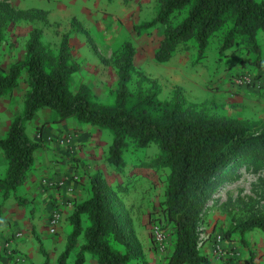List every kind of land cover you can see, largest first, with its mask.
Returning a JSON list of instances; mask_svg holds the SVG:
<instances>
[{
  "label": "trees",
  "instance_id": "obj_1",
  "mask_svg": "<svg viewBox=\"0 0 264 264\" xmlns=\"http://www.w3.org/2000/svg\"><path fill=\"white\" fill-rule=\"evenodd\" d=\"M10 1L0 0V44L10 23L35 21L45 13L40 9L16 10ZM227 23L231 27L221 50L232 47L240 36L246 53L255 55L252 70L259 75L263 58L257 35L264 30V0H160L156 16L143 27L164 26L154 60L166 62L180 44L192 43L198 58L203 57L210 38ZM68 37L63 35L54 46L44 44L41 30L34 28L24 58L0 72V96L18 86L22 72L27 76L22 111L0 138V150L7 160L5 174L0 178L2 198L14 197L20 205L29 202L17 191L35 163V151L43 144L28 136L25 125L38 110L49 109L56 113V123L73 119L110 130L112 142L106 161L117 171L124 168L123 154L130 145L146 148L154 144L158 148L155 164L169 169L160 203L161 221L172 227V248L165 264H209L208 257L199 250L201 213L219 187L224 170L233 162H264V121L254 125L245 120L208 116L180 98L160 100L156 81L136 72L135 48L129 41L113 51L118 84L111 92L112 101H100L85 85L73 91L70 79L80 64L70 54ZM135 75L140 79L135 80ZM89 183V196L75 203L68 217L71 230L57 263L67 264L74 254L73 264H84L85 253H90L98 264H130L137 252L117 209L116 188H122L109 185L99 174L91 176ZM262 201L261 211L237 219L225 237L237 233L242 238L253 229L264 232V197ZM81 236L83 243L77 246ZM40 252L46 257L42 245ZM246 264L264 262H256L250 255Z\"/></svg>",
  "mask_w": 264,
  "mask_h": 264
},
{
  "label": "rangeland",
  "instance_id": "obj_2",
  "mask_svg": "<svg viewBox=\"0 0 264 264\" xmlns=\"http://www.w3.org/2000/svg\"><path fill=\"white\" fill-rule=\"evenodd\" d=\"M159 1L11 0V6L16 10L40 9L45 13L41 19L17 21L6 27L0 44V72L8 70L13 62L24 58L26 44L34 28L41 30L44 44L53 46L61 41L63 35L68 34L72 58L75 57L78 60L84 53H92L91 56L100 58L99 62L103 65L102 68L110 72L106 85L100 83L101 86L99 84L88 86L81 83V79H78L74 74L70 79L72 90L77 91L82 85H85L100 101L110 102L112 101L111 92L117 88L118 84L117 70L112 64L113 51L117 50L121 43L129 41L135 48L133 65L136 72L156 81L160 100L167 101L176 97L191 104L198 113L213 117L245 120L254 125L261 124L264 121V102L260 100L259 96L253 100L250 99V102L239 98L235 93L239 89L231 84L232 74L243 72L245 70L243 64H252L255 55L246 53L245 43L240 36L232 47L221 50L223 38L231 27L230 23L221 27L210 38L203 57L198 58L197 49L191 45L192 43H188L187 45L180 44L168 61L157 62L154 60V53L159 47L164 26L156 25L152 28H144L143 24L156 16ZM257 42L261 47L264 64V30L258 33ZM237 67L241 69L237 70ZM26 77V73L22 72L18 86L8 95L0 96V109H4L6 115L8 112L13 115V119L22 111L23 98L27 91ZM139 79L140 77L135 75V80ZM227 83L230 90L235 91L228 93ZM56 116V113L49 109H40L31 121L37 123L41 121V124L45 125L49 121L56 122ZM66 121L72 125L68 133L64 137L58 138L59 140L49 137L46 141L64 147L67 154L55 153L53 149L50 152V147H46V149L49 150L48 154L55 161H59V158L62 161L69 160L74 168L73 174L76 176H66L55 180L46 175L40 178V184L47 192L49 190L55 192L66 185L65 190H68L69 199L67 198L65 201L73 207L75 203H78L74 202L75 199L72 197L74 184L80 183V189L87 191L81 200L83 201L90 194L89 181L95 174L101 175L111 186H120L122 189L118 191L116 188L117 193L115 194L117 209L122 215L137 252L130 264H134L132 262L142 254V236L145 231L156 250L167 254V260L172 248V227L164 225L161 221L163 217L160 212V203L164 200V189L169 169L159 168V165L155 164L158 148L154 144L146 148L130 145L123 154L125 166L121 171H117L106 161L108 146L112 142L110 130L80 124L73 119ZM26 124L30 126L32 123L28 121ZM2 126L3 123H0V129ZM30 131L28 130V132ZM35 131L32 139L42 141L41 129ZM78 136L80 139L72 144V139L78 138ZM75 149L78 150L77 153H75ZM40 152L39 150V154ZM80 152H84L86 157H89L91 152L95 153L97 157L94 160L102 166L98 167L96 171L93 169L91 171L90 164L86 163L87 159L80 163ZM36 161H39L40 168L45 167L42 160L37 159ZM78 170H81L82 173ZM86 171L91 174L88 175L89 173ZM80 173L86 176L84 183L78 180L82 179ZM86 183L89 186L87 188L84 187ZM263 197L264 162L252 159H240L233 162L224 170L219 187L201 213L199 250L206 244H210L211 253L217 259L223 260V264H246L250 255L256 262L263 263L264 232L253 229L247 232L242 237L243 239L237 233L225 237V232L236 223L237 219L246 218L253 212L261 211ZM54 214H57L56 230L60 229V232L66 233L64 236L65 246L71 230L68 221L70 214L66 221L64 220L62 227H59L63 219L61 212L54 208L47 215L46 225L41 231L34 225L31 226L33 237L37 242V237H39V252L40 245L46 252V257L40 252L42 264L45 263V258H47L45 264H48L49 260L53 261L52 257H49L52 251L48 253L47 249L57 243L60 238L58 232L54 234L49 230V224ZM83 222L84 225L87 224L84 217ZM156 225L167 235L166 242L161 247L156 246L153 241L152 229ZM218 235L222 238L219 243L220 248L216 247ZM78 244L79 240L77 246H79ZM115 247L122 249L121 245ZM2 252L10 253V255L15 253L13 249H7V247H4L3 250L0 249V254ZM73 259L74 256L71 254L68 264H72Z\"/></svg>",
  "mask_w": 264,
  "mask_h": 264
},
{
  "label": "crops",
  "instance_id": "obj_3",
  "mask_svg": "<svg viewBox=\"0 0 264 264\" xmlns=\"http://www.w3.org/2000/svg\"><path fill=\"white\" fill-rule=\"evenodd\" d=\"M91 55L92 53L86 52L78 60L77 58L73 57L74 61L80 64V69L75 76L78 79H81V83H85L88 86L94 84H99V86H101L100 83L105 84L106 81L109 80L110 72L102 68L103 65L99 62L100 58L98 56L96 57ZM243 67L245 69H254L253 64L245 63L243 64ZM237 68V70L241 69L240 67ZM227 85L228 93L231 91H235L233 89L230 90L228 83ZM235 93L238 94L239 98L248 100L249 102L250 99L253 100V98H257L258 96L261 98L260 100L264 102V91L249 88H240L239 90H236ZM0 111H2L0 112V123H3L2 129H0V138H3L13 121V115H10L8 112V115L10 117L9 119L4 109H0ZM30 122L32 123L30 126H27V124L25 126L26 133L30 138H33L32 135L36 132V129H41L43 147L39 148L37 150L38 152L36 151L35 161L37 159L42 160L45 164V167L40 168L38 164L39 161H36V164H34L32 167V171L28 172L24 183L18 190V195L28 199V203L20 205L14 197H9L4 200L2 198V193L0 192V249L3 250L4 247H7V249H13L15 251L14 254L10 255V253H7L8 251L5 249L7 252L5 254L2 252L0 257V264H42L43 261L40 260L42 255L39 252L38 242L33 237L34 235L32 233L31 226L34 225L36 229H39V231H41L46 225L45 219H47V215L54 208L55 210H59L61 212V217L63 220L61 221L59 227H62L64 220L66 221L67 216L73 210V206H69V204L66 202V199L69 197V194L67 192L68 190H65L66 185H63L55 192L54 190H49L47 192L46 189L43 188V186L40 184V178L46 175L52 177L55 180L62 179L66 176L68 177L75 175L73 174L74 168L71 166V162L69 160L62 161L59 158V161H55L53 160V158H51V155L48 154L49 150L46 149V147H50V152H52L53 149L55 153H59L62 155L67 154L64 147H61L59 144L54 142H47L46 139H48L49 137L55 139L64 137L68 133V130L72 127V125L70 123L68 124L67 121L62 123L49 121L45 125L41 124V121L37 123L30 120ZM28 130L31 131L28 132ZM79 139V136L78 138L74 137L72 139V144L76 143V141ZM39 150L41 151L40 154ZM77 152L78 150L75 149V153ZM79 156L81 157L80 163H83L84 160L87 159L86 163L90 164L91 171L92 169L93 171H96L98 167L102 166L98 165L96 160H94L97 156L93 152L90 153L89 157H86L84 152H80ZM5 161L6 158L4 156V153L0 150V178L6 171L7 162ZM78 171L82 173L81 170ZM86 172L89 173V171ZM81 173L80 175L82 179L78 180L79 182L84 183L86 181V176ZM90 174L91 173H89L88 175ZM80 187V183L74 184V191L72 193V197L73 199H75V201H72L74 202L81 201L84 198L85 192H87L85 190L82 191ZM84 187H89L88 183H86ZM50 191L51 194H49ZM57 232L60 234L58 242L47 249L48 253L49 251H52L49 257H52L51 259L53 260L52 262L49 260L48 264H58L57 258L65 247L64 236L66 235V233L64 231L63 233L60 232V229L57 230ZM82 243L83 239L81 236L79 238L78 245H81ZM141 250V256H139V258L132 263L165 264L167 254L156 250V248L150 241L149 236L147 235V231L143 232ZM200 251L209 258L210 264H223V260L217 259L211 253L210 244H206L203 248H200ZM72 255L74 256V254ZM84 264H98V262L96 258H94L90 253H85Z\"/></svg>",
  "mask_w": 264,
  "mask_h": 264
},
{
  "label": "built area",
  "instance_id": "obj_4",
  "mask_svg": "<svg viewBox=\"0 0 264 264\" xmlns=\"http://www.w3.org/2000/svg\"><path fill=\"white\" fill-rule=\"evenodd\" d=\"M231 84L236 88H251L257 89L259 91H264V64L261 70V73L257 75L256 70L245 69L243 72H238L236 74H232ZM57 226V214H54L52 220L49 224V230L51 233H56ZM153 241L156 246H163L166 242L167 235L161 230V228L156 225L152 229ZM221 236L216 237V242L218 245L216 247L220 248L219 243L221 242Z\"/></svg>",
  "mask_w": 264,
  "mask_h": 264
}]
</instances>
